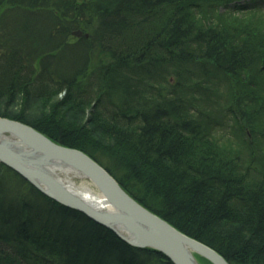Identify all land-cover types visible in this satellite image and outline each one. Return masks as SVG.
Segmentation results:
<instances>
[{
	"label": "trees",
	"instance_id": "trees-1",
	"mask_svg": "<svg viewBox=\"0 0 264 264\" xmlns=\"http://www.w3.org/2000/svg\"><path fill=\"white\" fill-rule=\"evenodd\" d=\"M0 116L230 264H264V0H0ZM0 264L174 263L0 161Z\"/></svg>",
	"mask_w": 264,
	"mask_h": 264
},
{
	"label": "water",
	"instance_id": "water-1",
	"mask_svg": "<svg viewBox=\"0 0 264 264\" xmlns=\"http://www.w3.org/2000/svg\"><path fill=\"white\" fill-rule=\"evenodd\" d=\"M72 33L83 34L81 29ZM0 161L50 198L82 211L132 245L161 251L174 264H200L194 253L213 264H230L215 249L183 233L136 201L87 153L52 140L32 125L0 116ZM61 170L79 171L94 181L112 209L95 208L67 190L65 180L58 176Z\"/></svg>",
	"mask_w": 264,
	"mask_h": 264
},
{
	"label": "bare ground",
	"instance_id": "bare-ground-1",
	"mask_svg": "<svg viewBox=\"0 0 264 264\" xmlns=\"http://www.w3.org/2000/svg\"><path fill=\"white\" fill-rule=\"evenodd\" d=\"M58 176L61 179L65 180L64 182L67 185V190L74 192L77 196L83 198L86 202H88L95 208L102 210L112 209V207L106 202L104 198L105 195L103 196L97 189V187L94 185L95 182L92 181L90 178L86 177L84 174H82V172L73 170H61L60 173H58ZM196 254L197 253H194V255Z\"/></svg>",
	"mask_w": 264,
	"mask_h": 264
},
{
	"label": "rangeland",
	"instance_id": "rangeland-1",
	"mask_svg": "<svg viewBox=\"0 0 264 264\" xmlns=\"http://www.w3.org/2000/svg\"><path fill=\"white\" fill-rule=\"evenodd\" d=\"M219 98V97H218ZM219 102L220 104L223 102V96H221V98H219ZM218 104H216L217 106ZM220 116L217 119H220V117H222L224 114L222 112H220L219 114ZM229 114H226L225 116L222 117V123L223 125L221 127H218V132L219 133H231L230 132V127H233V120L229 118L228 116ZM22 122V121H21ZM229 122V123H228ZM25 123V122H24ZM196 258L199 261L200 264H211L212 262L206 258H204L203 256L196 254ZM213 264V263H212Z\"/></svg>",
	"mask_w": 264,
	"mask_h": 264
}]
</instances>
